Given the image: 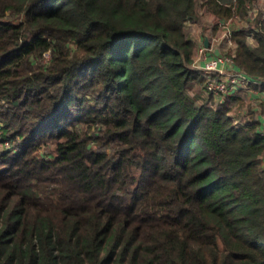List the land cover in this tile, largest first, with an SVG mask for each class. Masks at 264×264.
<instances>
[{
    "label": "trees",
    "instance_id": "trees-1",
    "mask_svg": "<svg viewBox=\"0 0 264 264\" xmlns=\"http://www.w3.org/2000/svg\"><path fill=\"white\" fill-rule=\"evenodd\" d=\"M199 1L251 2L0 0V264H264V130L187 93ZM250 32L235 67L264 81Z\"/></svg>",
    "mask_w": 264,
    "mask_h": 264
},
{
    "label": "rangeland",
    "instance_id": "rangeland-1",
    "mask_svg": "<svg viewBox=\"0 0 264 264\" xmlns=\"http://www.w3.org/2000/svg\"><path fill=\"white\" fill-rule=\"evenodd\" d=\"M197 10H198V15H199V21L194 22L196 24H191V22H188L186 25V34L188 36L189 39H195L196 36V31L199 30V27L201 29H203L205 34H210L209 31L212 28H215L217 26H212V23L209 21H207L206 19V14H208V12L206 11V8L203 6V3H201L200 1L198 2L197 5ZM257 20L264 21V0H251V2L249 3V12H248V16H246L245 18L242 17H237L234 20H229V25L232 29V31H234V29H245L249 32V43L251 47H254L256 45H258V42L255 38V36L253 35L252 32H250V30L255 29L257 27ZM214 23V22H213ZM205 25V27H204ZM234 29H233V27ZM221 32L218 33L217 35H215L214 37H212V45H208V47L203 43L200 44L199 46L196 47L195 49V53H194V58H197V54H198V47H200L201 45H204L206 47V51H207V55L209 58H214V52L215 51H219L221 52L220 54H226V55H230V53L232 52V55H230V57L235 59V50L236 48H234V45L236 46V44L234 42H232L230 36L228 35L227 31L224 30L223 28H220ZM209 52L212 53V56H209ZM213 60V59H210ZM236 65V64H235ZM235 65H231L228 64V67H230L231 69H235ZM258 81V80H257ZM199 85V84H198ZM205 85V84H204ZM203 86H200L201 88H199L198 86L192 85L189 90L187 91L188 96L192 99L195 100L197 102V104L199 105H208V106H212L214 108H217V106L220 104L221 101H225V100H231L232 103V111H231V117L232 113L234 111V114L236 116H239L240 118H244L245 120H247V117H250L251 121H246V123L244 122V124H242V121L233 118L235 124L237 127H241L242 125L245 124H252L254 122L257 121V119H255L256 115H264V107L262 104V100L259 98L258 99H254L252 100V97H250L248 94L247 96L241 97L240 101L235 103V99L234 96H236L238 93H241L243 91H246L247 93H250V91L254 90V94H259L260 92H262V86L263 83H257V84H253L251 85V87L247 88L246 90H241L240 92L234 94L233 97L230 98H225L223 99L222 97H211V95H206V97L202 96V90L205 88ZM253 86H258L257 88L253 89ZM201 91V92H200ZM258 92V93H257ZM207 93V91H206ZM213 98V99H212ZM259 122V121H257ZM1 132V131H0ZM0 136H2V133L0 134ZM264 136V134H263ZM11 145L9 142H4V140L0 139V153L5 152V150H7L8 148H10ZM42 154V153H41ZM137 175H139V173H137Z\"/></svg>",
    "mask_w": 264,
    "mask_h": 264
},
{
    "label": "built area",
    "instance_id": "built-area-1",
    "mask_svg": "<svg viewBox=\"0 0 264 264\" xmlns=\"http://www.w3.org/2000/svg\"><path fill=\"white\" fill-rule=\"evenodd\" d=\"M228 25V21L223 22L222 28L231 36L233 31ZM50 57V54H47L45 62ZM228 64L235 65V59L230 57V55L218 54L214 58H209L206 47L204 45L198 47L197 58H194V69L203 73L206 80L204 88L209 95L218 98L222 97L223 99L230 98L241 90L251 87L253 84L264 82L251 78L244 71L237 70L236 67L235 69H231L228 67ZM261 167L264 172V160Z\"/></svg>",
    "mask_w": 264,
    "mask_h": 264
},
{
    "label": "crops",
    "instance_id": "crops-1",
    "mask_svg": "<svg viewBox=\"0 0 264 264\" xmlns=\"http://www.w3.org/2000/svg\"><path fill=\"white\" fill-rule=\"evenodd\" d=\"M206 19H207V21H208V19H209V21L212 23V26L214 27V26H217V27H215V28H212V29H210V31H209V33L210 34H205L204 33V31H203V29H201L200 27H199V30L198 31H196V36H195V39H192V41L196 44V47L197 46H199L200 44H205L206 43V41H208V45H209V43H210V45H212V42H213V40H212V37H214L215 35H217L218 33H220L221 32V29L220 28H222V24H223V21L222 20H220L217 16H215V15H213V14H211L210 12H208V14H206ZM214 22V23H213ZM191 24L193 25V24H196V23H194V22H191ZM204 27H205V25H204ZM232 27H233V25H232ZM233 29H234V27H233ZM235 30V29H234ZM249 42V41H248ZM250 44V43H249ZM257 46V45H256ZM256 46H254V47H256ZM234 48H236V46L234 45ZM221 52H219L218 50L217 51H215L214 52V56L215 55H218V54H220ZM209 56H212V53L211 52H209ZM195 86H198L199 87V85L198 84H195ZM199 88H201V87H199ZM204 88V87H203ZM255 87L253 86V89H254ZM201 92V91H200ZM254 93H256V92H254V90L252 91H250V93H247L246 91H243V92H241V93H238L236 96H234V98L233 99H235V103L236 102H238V101H240V98L241 97H244V96H247L248 94H250L249 96L250 97H252V100H254V99H258L259 100V98L262 100V104H264V92L262 91V92H260L259 94H254ZM258 93V92H257ZM202 96L203 97H206V95H209L208 93H206V91H204V89L202 90ZM210 96V95H209ZM212 97V96H211ZM213 99V98H212ZM263 107H264V105H263ZM232 116H233V118H235V119H238V120H240V121H242V124H244V122L246 123V121L248 120V121H251L250 120V117L248 118L247 117V120H245L244 118H240L239 116H236L235 114H234V111H233V113H232ZM255 119H257V121H259L260 122V124H261V129L262 130H264V115H256L255 116Z\"/></svg>",
    "mask_w": 264,
    "mask_h": 264
},
{
    "label": "water",
    "instance_id": "water-1",
    "mask_svg": "<svg viewBox=\"0 0 264 264\" xmlns=\"http://www.w3.org/2000/svg\"><path fill=\"white\" fill-rule=\"evenodd\" d=\"M205 45L208 47V41H206Z\"/></svg>",
    "mask_w": 264,
    "mask_h": 264
}]
</instances>
